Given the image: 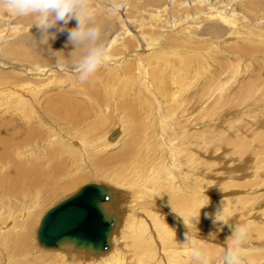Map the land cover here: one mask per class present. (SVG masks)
Returning a JSON list of instances; mask_svg holds the SVG:
<instances>
[{
    "label": "rangeland",
    "instance_id": "rangeland-1",
    "mask_svg": "<svg viewBox=\"0 0 264 264\" xmlns=\"http://www.w3.org/2000/svg\"><path fill=\"white\" fill-rule=\"evenodd\" d=\"M8 1L0 0V130L10 132L0 142V182L14 174L13 163L34 162L46 175L15 194L0 187V264H72L60 250L41 246L37 232L50 208L90 182L131 194L117 237L125 264H169L174 259L167 256L181 249L187 261L174 264H264V0H210L191 12L190 0H181L183 8L169 14V0H33L11 21ZM233 5L240 6L236 26L208 14ZM157 9L161 21L150 19ZM71 40L78 41L76 61L41 57L45 46ZM141 190L167 213L161 220L135 203Z\"/></svg>",
    "mask_w": 264,
    "mask_h": 264
},
{
    "label": "bare ground",
    "instance_id": "bare-ground-1",
    "mask_svg": "<svg viewBox=\"0 0 264 264\" xmlns=\"http://www.w3.org/2000/svg\"><path fill=\"white\" fill-rule=\"evenodd\" d=\"M33 0H26V1H21V0H9L8 1V4H7V6H6V9H7V11H9V15H8V21H11V18L13 17V16H17L18 14H22V13H25L28 9H29V6L30 7H32L33 8V4L31 3ZM36 1H38L39 2V0H36ZM42 1V0H41ZM184 1V0H183ZM188 0H185V2H187ZM240 1H244V0H240ZM246 1V0H245ZM127 2V1H126ZM177 2H179V1H174V2H170V0H169V5H167V7L169 8V9H166V8H163L164 9V11H167L168 12V14H169V12H170V10L171 9H174V8H176V6L178 5V6H182V8H183V5H185V3H181L182 1L180 0V3H177ZM236 2V1H235ZM239 2V1H238ZM249 2V1H248ZM252 2V1H251ZM211 3H213V1H210V0H190L189 1V4L190 5H185V7L187 8V11H189V12H191L192 10H194V8L196 7V6H200V5H204L205 6V4L207 5H210ZM245 3V2H244ZM127 4V3H126ZM183 4V5H182ZM218 4V3H217ZM240 4V6H241V3H239ZM247 4V3H246ZM253 4V3H252ZM109 5V4H108ZM125 5V4H124ZM160 5H162V4H160ZM176 5V6H175ZM256 5V4H255ZM254 5V6H255ZM110 6V5H109ZM114 6V5H113ZM212 6V5H211ZM216 6V5H215ZM239 6V7H240ZM243 6V5H242ZM110 7H112V6H110ZM120 7V6H119ZM166 7V6H165ZM191 7V8H190ZM203 7V6H202ZM225 7V6H224ZM238 7V8H239ZM258 7V6H257ZM123 8V7H122ZM182 8H181V11H182ZM186 8H184V9H186ZM220 8V7H219ZM227 8V7H226ZM237 6H234L233 5V7L231 8V9H229V10H215V9H213V11H211V12H209L208 14L210 15V18H215V19H217V20H223V21H225L226 23H229L231 26L233 25V26H236V24H238L237 23V20H239V18H240V16H238L237 14L239 13H237ZM246 8V7H245ZM245 8H244V10H245ZM177 9V8H176ZM240 9H243V7H241ZM118 10V9H117ZM158 10V9H157ZM197 10H198V8H197ZM113 11H115V10H113ZM178 11V13H179V10H177ZM184 11V10H183ZM182 11V12H183ZM207 11V10H206ZM242 11V10H241ZM246 11V10H245ZM248 11V10H247ZM250 11V10H249ZM116 12V11H115ZM123 12H125V11H123ZM161 12H163L162 11V9L161 10H158V12H156V13H153V14H150V16L152 17V18H150V19H159V21H161L160 19H162V17L164 16ZM185 12V11H184ZM194 12H196V11H194ZM244 12V11H243ZM6 13V12H5ZM205 13V12H204ZM165 14V13H164ZM167 14V13H166ZM173 14V13H172ZM170 15L171 16V18H172V16L173 15ZM240 14V13H239ZM249 14V13H248ZM175 15H177V17H178V14H175ZM186 14L184 13V15L183 16H185ZM194 15V14H193ZM198 15V14H197ZM207 15V14H206ZM169 16V17H170ZM191 16V15H190ZM195 16V15H194ZM244 16V15H243ZM242 16V17H243ZM261 16V15H260ZM166 17H168V16H166ZM174 17V16H173ZM180 17V16H179ZM178 17V18H179ZM181 17H182V15H181ZM186 17V19H185V22H186V20L188 21V18H190L189 17V15L187 16H185ZM245 17H246V15H245ZM101 18V17H100ZM248 18H249V16H248ZM97 19V18H96ZM95 19V20H96ZM164 19V18H163ZM167 19V18H166ZM103 20V19H102ZM102 20H98L97 22L98 23H100V24H102V25H105V23H104V20L102 21ZM183 20V19H182ZM244 19L242 18V21H243ZM261 20H263L264 21V15L262 16V18H261ZM7 21V20H6ZM157 21V20H156ZM163 21V20H162ZM176 21H178L177 19H176ZM241 21V20H240ZM241 21V22H242ZM189 22H191V21H189ZM203 22V21H202ZM245 22V21H244ZM84 23V22H83ZM143 23V22H142ZM181 23H183V22H180V24ZM188 23V22H187ZM193 23V22H192ZM204 23V22H203ZM252 23V22H251ZM256 23H258V21L256 22ZM179 24V23H178ZM179 24V25H180ZM184 25H185V23H183ZM242 24V23H241ZM240 24V25H241ZM254 24V23H253ZM263 24V23H262ZM145 25H146V23H145ZM173 25V24H172ZM177 25V24H176ZM193 25V24H192ZM106 26V25H105ZM105 26H101L102 27V29H103V27H104V29L103 30H105ZM134 26V25H133ZM186 26V25H185ZM187 26H189L188 24H187ZM242 26V25H241ZM256 26H257V24H256ZM11 27V26H10ZM101 27H100V29H101ZM125 27V26H124ZM123 27V28H124ZM176 27V26H175ZM178 27V26H177ZM136 28V27H135ZM7 29V28H6ZM9 29V28H8ZM101 29V30H102ZM138 29H139V27H138ZM140 29H141V27H140ZM142 29H143V27H142ZM234 29V28H233ZM240 29V28H239ZM242 29V28H241ZM246 29V28H245ZM144 30V29H143ZM178 30V29H177ZM238 30V29H237ZM16 31H18L17 30V28L16 27H13V28H11V29H9V32H14V34H17V32ZM146 31V30H145ZM176 31V30H175ZM240 31V30H239ZM3 32V31H2ZM2 32H0V38L1 37H5V34H3ZM137 32H139V31H137ZM148 32V31H147ZM146 32V33H147ZM6 33V32H5ZM143 33V32H142ZM188 33V32H187ZM237 33V32H236ZM9 34H11V33H9ZM105 34V33H104ZM103 34V35H104ZM238 34V33H237ZM237 34L235 35V36H237ZM264 34V33H263ZM8 35V34H7ZM131 35V34H130ZM141 35H143V34H141ZM148 35H151V34H148ZM147 35V36H148ZM184 35V34H183ZM10 36V35H9ZM133 36H134V41H136L135 40V37H136V35L135 34H133ZM145 36H146V34H145ZM154 36V35H153ZM151 37V38H155V36L154 37ZM164 36H166V35H164ZM264 36V35H263ZM138 37V36H137ZM150 37V36H149ZM161 37H162V35H161ZM234 37V36H233ZM40 39V38H39ZM132 39V38H131ZM143 39H144V37H143ZM146 39H148V37L147 38H145V40ZM37 40V39H36ZM74 40V39H73ZM115 40V39H114ZM152 40V39H151ZM156 40V39H155ZM182 40H184V38H182ZM192 40V38L190 39V41ZM139 41V40H138ZM197 41V40H196ZM233 41V40H232ZM41 42V41H40ZM78 42V41H77ZM77 42H76V40L75 41H73L72 42V40L66 45V46H64V47H58L56 44H51L50 46H45L44 47V49L41 51V53H40V55H42L41 57H43L44 56V58H48V60L49 59H56V58H61V59H63V60H65V61H68V62H74V61H76V58H77V56L78 57H80L79 56V53H80V50H77L76 49V45H77ZM133 42V41H132ZM147 42H149V41H147ZM158 42V41H157ZM183 42V41H182ZM193 42V41H192ZM198 42V41H197ZM92 43V42H91ZM115 43H116V41H115ZM152 43V42H151ZM191 43V42H190ZM226 43V42H225ZM79 44V43H78ZM146 45V44H145ZM155 44H153V46H154ZM163 45H167V44H163ZM162 45V46H163ZM171 45V44H170ZM200 45V44H199ZM198 45V46H199ZM75 46V47H74ZM78 46V45H77ZM88 46V45H87ZM114 46V45H113ZM112 46V47H113ZM139 46V45H138ZM148 46V45H147ZM175 46V45H174ZM212 46V45H211ZM216 46H218V44L216 45ZM111 47V48H112ZM115 47V46H114ZM144 47V46H143ZM77 48H79V47H77ZM81 48V47H80ZM79 48V49H80ZM84 48H85V46H84ZM110 48V47H109ZM111 48H110V50H111ZM127 48V47H126ZM187 48H188V46H187ZM190 48V47H189ZM192 48V47H191ZM116 49V48H115ZM134 49V48H133ZM154 49H156V46H155V48ZM158 50H159V48H157ZM161 49H162V47H161ZM178 49V48H177ZM53 50H55V51H53ZM77 50V51H76ZM129 50V49H128ZM131 50V49H130ZM158 50H156V51H158ZM172 50V49H171ZM170 50V51H171ZM192 50H193V48H192ZM106 51V50H105ZM154 51V50H153ZM164 51V50H163ZM189 51V50H188ZM194 51H196V50H194ZM203 51V50H202ZM222 51V50H221ZM137 52V51H136ZM167 52V51H166ZM191 52V51H190ZM193 52V51H192ZM204 52V51H203ZM29 52H27L26 54H28ZM154 53V52H153ZM159 53V52H158ZM170 53V52H169ZM82 54V53H81ZM100 54V53H99ZM104 54V53H103ZM107 54V53H106ZM151 54V53H150ZM167 54V53H166ZM101 55V54H100ZM159 55H161V54H159ZM109 56H111V55H109L108 54V57L107 58H109ZM125 57H126V55H124ZM140 56V55H139ZM152 56V55H151ZM161 56H163V54L161 55ZM165 56V55H164ZM208 56H209V53H208ZM211 56H212V54H211ZM210 56V57H211ZM29 57H31V54L29 53V55H27V56H25L24 55V58H29ZM102 57V55L100 56V58ZM115 57H116V55H115ZM135 57V56H134ZM160 56H158V58H159ZM210 57H208V58H210ZM106 58V59H107ZM112 58V57H111ZM113 58H114V56H113ZM117 58H119V56L117 57ZM131 58V57H130ZM264 58V57H263ZM102 59V58H101ZM105 59V58H104ZM116 58H114L113 59V62H115L114 60H115ZM210 59H212V58H210ZM103 60V59H102ZM108 60V59H107ZM264 60V59H263ZM105 61V60H104ZM103 61V62H104ZM138 61V60H137ZM143 61V60H142ZM101 62V61H100ZM208 62V61H207ZM110 63V62H109ZM108 64V63H107ZM120 64V63H119ZM118 64V65H119ZM140 64V63H139ZM142 64V63H141ZM141 66H144V65H141ZM140 66V67H141ZM239 66V65H238ZM120 67V69H121V66H119ZM117 68H118V66H117ZM139 68V67H138ZM140 72V71H139ZM140 74V73H139ZM144 76V75H143ZM141 78V77H140ZM145 79H147V78H145ZM49 80H50V78H49ZM92 80V79H91ZM142 82H143V80H142ZM146 82H147V80H146ZM148 82H149V80H148ZM145 83V82H144ZM150 83V82H149ZM10 84V83H9ZM225 84V83H224ZM142 85V84H141ZM150 85L152 86V84L150 83ZM149 86V85H148ZM228 86V85H227ZM12 87V86H11ZM153 87V86H152ZM221 87V86H220ZM222 87H223V85H222ZM20 88V87H19ZM223 89H225V88H223ZM222 89V90H223ZM10 91H11V89H9ZM13 90V89H12ZM22 89H20V91H21ZM147 90V89H146ZM213 90V89H212ZM217 90V89H216ZM222 90H221V92H222ZM17 91V90H16ZM144 91V90H143ZM151 91H152V89H151ZM215 91V90H214ZM224 91V90H223ZM3 92V91H2ZM18 92V91H17ZM225 92V91H224ZM5 93V92H4ZM112 93H113V91H112ZM212 93V92H211ZM210 93V94H211ZM219 93V92H218ZM223 93V92H222ZM1 94V93H0ZM27 94H29V92L27 93ZM9 95V94H8ZM158 95V94H157ZM213 95V94H212ZM3 96V95H2ZM22 96V95H21ZM6 98V97H5ZM10 98H11V96H10ZM29 98V97H28ZM57 98V97H56ZM1 99H3V98H1ZM24 99V98H23ZM27 99V98H26ZM69 100V99H68ZM11 102V101H10ZM24 102V101H23ZM69 102V101H68ZM73 102V101H72ZM163 102V101H162ZM67 104V103H66ZM84 104V103H83ZM155 104H157V103H155ZM53 105V104H52ZM85 106V105H84ZM56 107V106H55ZM154 107V106H153ZM61 109L63 108V107H60ZM69 108V107H68ZM167 108V107H166ZM49 109V108H48ZM54 109V108H53ZM170 109V108H169ZM47 110V109H46ZM66 109L64 108V111H65ZM161 110V109H160ZM49 111V110H48ZM58 111H59V109H58ZM58 111H57V113H58ZM62 111V110H61ZM67 111V110H66ZM161 111H164V110H161ZM168 111V110H167ZM63 112V111H62ZM82 112V111H81ZM53 113V112H52ZM65 113V112H64ZM160 113V112H159ZM166 113V112H165ZM167 113H169V112H167ZM51 114V113H50ZM65 114H67L68 115V113L66 112ZM76 114V113H75ZM61 115V114H60ZM170 115V114H169ZM58 117H60V116H58ZM75 117V115L72 117V118H74ZM171 117V116H170ZM174 117V116H173ZM54 118V117H53ZM76 118H77V115H76ZM75 118V119H76ZM169 118V117H168ZM61 119H63V118H61ZM64 119H65V117H64ZM172 119H174V118H172ZM54 120V119H53ZM78 120V119H77ZM63 121V120H62ZM65 121V120H64ZM67 122V121H66ZM73 122V121H72ZM74 122H78V121H74ZM68 123V122H67ZM208 123V122H207ZM8 124V123H7ZM170 124V123H169ZM204 124V123H203ZM206 124V123H205ZM171 125V124H170ZM202 125V124H201ZM1 127V126H0ZM163 127V126H162ZM35 132V131H34ZM40 132V131H39ZM169 132V131H168ZM171 132V131H170ZM10 132H8L7 130H0V142H2V141H5V142H7L6 140H4L5 139V137H6V135L7 134H9ZM36 134V133H35ZM117 134H119V132H115V136H117ZM161 134V133H160ZM50 135V134H49ZM49 135H47V136H49ZM113 135V134H112ZM115 136H113V137H115ZM120 136V135H119ZM16 137V136H15ZM54 137V136H53ZM160 137V136H159ZM174 137V136H173ZM177 137V136H176ZM51 138H52V136H51ZM175 138V137H174ZM187 138V137H186ZM153 139V138H152ZM184 139H185V137H184ZM84 140V139H83ZM186 140V139H185ZM52 141V140H51ZM78 141V140H77ZM79 142V141H78ZM83 142H85V141H83ZM82 142V143H83ZM4 143V142H3ZM155 143V142H154ZM181 143V142H180ZM179 143V144H180ZM190 143V142H189ZM83 144H85V143H83ZM110 144V143H109ZM165 144V143H164ZM63 145H65V144H63ZM80 145H81V143H80ZM87 145V144H86ZM105 145V144H104ZM167 145H169V144H167ZM173 145V144H172ZM186 145H188V144H186ZM240 145H241V143H240ZM77 146V145H76ZM76 146H73V147H76ZM85 146V145H84ZM106 146V145H105ZM176 146V145H175ZM179 146H181V144L179 145ZM189 146H191V145H189ZM69 147V146H68ZM71 147V146H70ZM72 147V148H73ZM166 147V146H165ZM84 148V147H83ZM170 148V147H169ZM176 148V147H175ZM183 148V147H182ZM180 149V148H179ZM185 149V148H184ZM187 149V148H186ZM53 150V149H52ZM79 150V149H78ZM81 150H82V148H81ZM81 150H79V151H81ZM170 150V149H169ZM182 150V149H181ZM240 150V149H239ZM71 151V150H70ZM82 152V151H81ZM168 152V151H167ZM166 152V153H167ZM49 153H51L50 151H49ZM75 153V152H74ZM80 153V152H79ZM79 153H77V155H80ZM169 153V152H168ZM12 153H10V151H8V154L7 155H11ZM169 154H171V152L169 153ZM183 154V153H182ZM184 154H186V153H184ZM208 154V153H207ZM167 156H169V155H167ZM175 156V155H174ZM193 156V155H192ZM195 156V155H194ZM76 157V155H74V158ZM82 157V156H81ZM197 157V156H196ZM77 158V157H76ZM192 158V157H191ZM175 159H177V158H175ZM179 159V158H178ZM77 161L79 160L78 158L76 159ZM184 161H185V158L183 159ZM31 161V160H30ZM181 161V160H180ZM172 163V160L170 159V164ZM186 163V162H185ZM78 165V164H77ZM79 165H80V162H79ZM169 165V164H168ZM38 165L36 164V163H34V162H29V161H27L26 163H17V165H15V163H13V164H11L10 165V168H14V174H12V176L10 177V178H7L6 179V181H7V184H4V182H0V187L2 188L1 190L2 191H6V192H13L14 194H15V191H17V190H19V188L21 189L22 188V190H23V188H25L26 189V183H30V185L31 184H34V185H40L43 181H44V175H46L44 172H42L41 170H40V168L39 167H37ZM75 166H76V164H75ZM78 167V166H77ZM179 167V166H178ZM178 167H177V169H178ZM174 168V167H173ZM169 169V168H168ZM12 171H13V169H11ZM168 171V170H167ZM46 172H48V170L46 171ZM169 172V171H168ZM179 172H181V171H179ZM170 173V172H169ZM172 174H173V172H172ZM183 174V173H182ZM124 175H127L126 173L124 174ZM124 175H123V177H124ZM129 175V174H128ZM127 175V176H128ZM170 175H171V173H170ZM179 175V174H178ZM184 175H187V174H184ZM189 175H191V174H189ZM77 176V175H76ZM126 176V177H127ZM169 176V174H167V177ZM135 177V176H134ZM187 177H188V175H187ZM187 177H185V178H187ZM138 178V177H137ZM169 178H171V177H169ZM238 178V177H237ZM125 179V178H124ZM135 179V178H134ZM133 179V180H134ZM172 179H173V177H172ZM181 179V178H180ZM184 179V178H183ZM192 178H190L189 180H191ZM126 180V179H125ZM124 180V181H125ZM171 180V179H170ZM169 181V180H168ZM168 181H167V183H168ZM193 181V180H192ZM137 182V181H136ZM139 182H141V180L139 181ZM170 182V181H169ZM201 183V182H200ZM102 184H105V183H102ZM137 184H138V182H137ZM146 184V183H145ZM173 184H174V182H173ZM171 182H170V185H173ZM194 184V183H193ZM202 184V183H201ZM29 185V184H28ZM105 185H107L109 188H111L112 190H114V192H115V199L114 200H112V201H110L109 203H107L106 204V206H105V208H106V210H107V212L108 213H116L117 215H118V218H119V220H118V224H117V226H116V229H115V231L113 232V234H112V236H111V238H110V244H111V247H110V249L107 251V252H101V253H98V252H93L92 250H88V249H81V250H76V249H74V247H70V248H66V249H57V250H60L59 252L60 253H62L64 256H67V258L69 259V261L72 263V264H74V262H79V263H82V264H125V262H126V257H125V255H124V253H123V250H121L120 249V247H119V245H118V243H117V237H118V235H119V233L121 232V230H123V225H124V219H125V217L124 216H126V213H125V207H126V201L128 200V197H129V195L128 194H130V193H125V192H123L121 189H119V188H115V186H113L114 184H111V185H109V184H105ZM167 185V184H166ZM144 186H146V185H144ZM169 186V185H168ZM190 186V185H189ZM34 187V186H33ZM38 187V186H37ZM41 187V186H40ZM118 187V186H117ZM153 187V186H152ZM171 187V186H170ZM175 186L173 185V188H174ZM191 187V186H190ZM149 187H147V191L149 190H152V189H148ZM151 188V187H150ZM36 189V188H35ZM154 189V188H153ZM168 189V188H167ZM79 190V189H78ZM77 190V191H78ZM181 190V189H180ZM195 190H197V189H195ZM202 190V189H201ZM20 191V190H19ZM38 191V190H37ZM135 191V190H134ZM133 191V192H134ZM154 191H155V189H154ZM153 191V192H154ZM198 191H200V190H198ZM139 192H141V193H145L146 192V190H141V191H139ZM153 192H152V194H153ZM197 192V191H196ZM140 193V194H141ZM149 193V192H148ZM171 193H173V192H171ZM177 193V192H176ZM175 193V194H176ZM199 193V192H198ZM142 194V195H143ZM131 195V194H130ZM149 195H150V193H149ZM171 195V194H170ZM167 196V197H165L166 199H170L171 198V196ZM198 195H200V193L198 194ZM133 196V195H132ZM143 196H145V197H143ZM142 196V198L139 200V201H137V202H135V203H137V205L138 206H142V205H144V206H147V207H150V209H151V211H152V213H150V215L152 216V218L154 219V218H159L160 220L162 219V215H163V213H165V214H167L163 209H161V206H160V204H159V202H156V201H154V199L152 198V197H148L147 195H143ZM147 196V197H146ZM181 197V196H180ZM138 198V197H137ZM184 198V197H183ZM178 199V198H177ZM187 199V198H186ZM186 199H182V200H186ZM131 200H133V199H131ZM181 200V201H182ZM164 201V200H163ZM180 201V200H179ZM180 201V202H181ZM187 201V200H186ZM166 202V201H165ZM184 202V201H183ZM162 203V202H161ZM177 203V202H176ZM186 203V202H185ZM130 205V204H129ZM131 205H133V204H131ZM172 205V204H171ZM174 206H172L171 208H173ZM136 208V207H135ZM167 208V207H166ZM175 208H176V206H175ZM140 209V208H139ZM168 209H169V207H168ZM142 211H143V209H141ZM131 212H132V210H130ZM174 211V210H173ZM130 212V213H131ZM145 212V211H144ZM30 213V212H29ZM125 213V214H124ZM133 213H136V212H133ZM147 213V212H146ZM206 213V212H205ZM25 214H27V213H24L22 216H25ZM46 214V213H45ZM44 214V215H45ZM11 215H12V213H11ZM18 215V214H17ZM136 215V214H135ZM140 215V214H139ZM176 215V214H175ZM188 215H191V214H188ZM8 216H9V214H8ZM13 216V215H12ZM20 216V215H19ZM130 216V215H129ZM132 216V215H131ZM149 216V215H148ZM15 217V216H14ZM13 217V219H15ZM26 217V216H25ZM44 217V216H43ZM42 217V218H43ZM168 217V216H167ZM10 218V217H9ZM9 218H7V219H9ZM17 218V217H16ZM164 218V217H163ZM189 218V217H188ZM192 218V217H191ZM6 219V220H7ZM136 219V218H135ZM158 219V220H159ZM184 219H186V218H184ZM190 219V218H189ZM172 219H170V221H171ZM9 221V220H8ZM41 221H42V219H41ZM128 224L130 223V221H132V218H130V217H128ZM140 221V220H139ZM150 221V220H149ZM148 221V222H149ZM153 221V220H152ZM154 221H155V219H154ZM157 221V220H156ZM165 222H166V220H164ZM244 221V220H243ZM262 221V220H261ZM7 222V221H6ZM143 222H145V221H143ZM162 223H163V221H161ZM187 223H188V220L186 221ZM5 223V222H4ZM21 223H22V221H21ZM126 223V222H125ZM134 223L135 222H133L132 221V223H131V225H132V227L134 226ZM160 223V222H159ZM170 223V222H169ZM182 223V222H181ZM201 223V222H200ZM11 224V223H10ZM40 224H41V222H40ZM40 224H39V226H40ZM143 224V223H142ZM141 224V225H142ZM189 224V223H188ZM196 224V223H195ZM198 224V223H197ZM245 224V223H244ZM3 225V224H2ZM5 225H6V223H5ZM136 225H137V223H136ZM161 225V224H160ZM164 225V224H163ZM163 225H161L162 227H163ZM167 225H168V223H167ZM166 225V226H167ZM170 225V224H169ZM180 225V224H179ZM204 225V224H203ZM8 226V225H7ZM129 226V225H128ZM127 226V227H128ZM145 226H147V225H145ZM144 226V227H145ZM171 226V225H170ZM176 225H174V227H175ZM199 226V225H198ZM212 226V225H211ZM23 227V226H22ZM150 227V226H149ZM168 227V226H167ZM178 227V226H177ZM195 227V226H194ZM11 228V227H10ZM12 228H14V227H12ZM11 228V229H12ZM129 228V227H128ZM136 227H134V230H137V229H135ZM164 228V227H163ZM166 228V227H165ZM185 228V227H184ZM189 228V227H188ZM199 228V227H198ZM9 229V228H8ZM127 229V228H126ZM152 229H154V225H153V228ZM159 229V228H158ZM178 229V228H177ZM139 230V229H138ZM137 230V231H138ZM145 230V229H144ZM151 230V229H150ZM172 230V229H171ZM176 230V229H175ZM179 230V229H178ZM184 230V229H183ZM11 231V230H10ZM26 231V230H25ZM125 231V230H124ZM129 231V230H128ZM137 231H135L134 233H133V238H136V240H135V247H136V249H138L139 250V248H141V247H139L143 242L141 241V239H140V237H139V233L140 232H137ZM264 231V230H263ZM16 232V231H15ZM125 232H127V231H125ZM145 232V231H144ZM158 232V231H157ZM3 233V232H2ZM1 233V235H3ZM13 233H14V231H13ZM17 233V232H16ZM20 232H18V234H19ZM132 233V232H131ZM172 233V232H171ZM181 232H179L178 231V235H181L180 234ZM219 233V232H218ZM8 234V233H7ZM10 234V233H9ZM153 234V233H152ZM166 234V233H165ZM175 234V233H174ZM186 234V233H185ZM258 234V233H257ZM262 234L264 235V232H262ZM25 235V234H24ZM167 235V234H166ZM175 235H177V232H176V234ZM218 235V234H217ZM220 236H221V233L219 234ZM244 235V234H243ZM8 236V235H7ZM121 236H123V235H121ZM147 236V235H146ZM186 236V235H185ZM194 236V235H193ZM219 236V237H220ZM247 236V235H246ZM253 236V235H252ZM255 236V235H254ZM4 237V236H3ZM11 237V236H10ZM184 237V236H183ZM190 237V236H189ZM218 237V238H219ZM5 238H6V236H5ZM13 238V237H12ZM149 238H150V236H149ZM153 238H155V236L154 237H152V239ZM175 238V237H174ZM182 238V237H181ZM193 238V237H192ZM223 238V237H222ZM247 238V237H246ZM9 239V238H8ZM7 239V240H8ZM22 239H23V237H22ZM122 239V238H121ZM140 239V240H139ZM146 239V238H145ZM166 239V238H165ZM164 239V240H165ZM187 239V238H186ZM193 239H195V238H193ZM192 239V240H193ZM220 239V238H219ZM248 239V238H247ZM263 239V238H262ZM13 240V239H12ZM147 240V239H146ZM171 240V239H170ZM178 240H180V238L178 239ZM183 240V239H182ZM222 240V239H221ZM1 241V240H0ZM10 241H11V238H10ZM10 241H8V242H10ZM24 241H25V238H24ZM154 241V240H153ZM160 239H158V243H160ZM176 241V240H175ZM223 241V240H222ZM120 242H122V241H120ZM165 243H167L166 241H164ZM171 242V241H170ZM181 242V241H180ZM184 242H185V240H184ZM1 243V242H0ZM123 243V242H122ZM132 243H133V241H132ZM151 243V242H150ZM165 243H163L165 246H167ZM171 243H174V242H171ZM178 243V242H177ZM193 242L191 241V244H192ZM242 243V242H241ZM240 243V244H241ZM4 244V243H3ZM6 244H8V243H6ZM124 244V243H123ZM123 244H122V246H123ZM224 244V243H223ZM239 244V245H240ZM245 244V243H244ZM244 244H242V245H244ZM30 245V244H29ZM160 245V244H159ZM169 245V244H168ZM177 245V244H176ZM251 245H253V244H251ZM121 246V247H122ZM130 246H131V244H130ZM174 246V245H173ZM254 246V245H253ZM22 247V246H21ZM124 247H126L125 246V244H124ZM176 247V246H175ZM239 247V246H238ZM7 248V247H6ZM9 248V247H8ZM46 248V247H45ZM173 248V247H172ZM18 249H20V248H18ZM23 249V248H22ZM52 249H55V248H52ZM171 249V248H170ZM174 249V248H173ZM251 249V248H250ZM143 250V249H142ZM149 250V249H148ZM169 250V249H168ZM182 250V249H181ZM180 250V251H181ZM263 250V249H262ZM262 250H260L259 249V251H262ZM128 251H129V249H128ZM143 251H145V250H143ZM171 251V250H170ZM172 251H176V250H172ZM180 251H176V252H173V253H171L170 254V256H167V257H171L172 259H174L175 261H178V263L179 262H183L184 263V260H180L181 258H182V255L183 254H181V252ZM188 251V250H187ZM194 251V250H193ZM209 251V250H208ZM237 251V250H236ZM243 251V250H242ZM253 251V250H252ZM264 251V250H263ZM0 252H1V250H0ZM134 252V251H133ZM146 252H148V251H146ZM151 252H153L152 250H151ZM168 252V251H167ZM183 252V251H182ZM19 253V252H18ZM131 253H132V251H131ZM156 254H157V251L155 252ZM155 253H153L152 255H156ZM192 253H195V252H192ZM244 253V252H243ZM2 254V253H1ZM149 254H151L150 253V251H149ZM231 254V253H230ZM3 255V254H2ZM160 256H161V258H162V254H159ZM165 255H166V253H165ZM180 255H181V257H180ZM187 255V254H186ZM186 255H183V256H186ZM192 255V254H191ZM209 255V254H208ZM262 255V254H261ZM146 255L144 254V256L143 257H145ZM149 256H151V255H149ZM159 256V257H160ZM193 256V255H192ZM245 256H247V255H245ZM249 256V255H248ZM263 257V256H262ZM65 258V257H64ZM160 258V259H161ZM184 258V257H183ZM182 258V259H183ZM189 258H191V257H189ZM206 258V257H205ZM242 258H243V256H242ZM67 259V260H68ZM163 259H164V256H163ZM257 259V258H256ZM5 260V259H4ZM66 260V261H67ZM128 260V259H127ZM144 260V259H143ZM174 260H172L171 262L174 264L175 263V261ZM189 260V259H188ZM227 260V259H226ZM231 260V259H230ZM229 260V261H230ZM245 260V259H244ZM251 260V259H250ZM158 261H160V260H158ZM158 261H157V263H158ZM185 261H187V259L185 260ZM222 261V260H221ZM68 262V261H67ZM133 262V261H132ZM160 262H162V261H160ZM164 262V261H163ZM162 262V263H163ZM188 262H190V261H188ZM235 262V261H234ZM172 263H169V264H172ZM187 263V262H186ZM185 263V264H186ZM236 263V262H235ZM246 263V262H245ZM255 263V262H254ZM259 263V262H258ZM7 264V263H6ZM65 264H66V262H65ZM139 264V263H138ZM143 264V263H142ZM152 264V263H151ZM160 264V263H159ZM189 264V263H188Z\"/></svg>",
    "mask_w": 264,
    "mask_h": 264
},
{
    "label": "water",
    "instance_id": "water-1",
    "mask_svg": "<svg viewBox=\"0 0 264 264\" xmlns=\"http://www.w3.org/2000/svg\"><path fill=\"white\" fill-rule=\"evenodd\" d=\"M112 136H115L113 133ZM115 192L102 183L90 182L50 208L38 228L39 244L46 248L107 252L118 224V215L105 206Z\"/></svg>",
    "mask_w": 264,
    "mask_h": 264
}]
</instances>
